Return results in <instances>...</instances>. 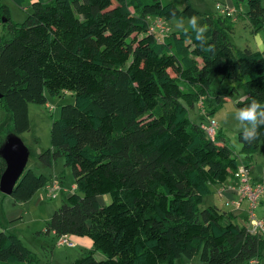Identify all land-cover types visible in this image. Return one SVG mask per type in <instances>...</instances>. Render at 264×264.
Segmentation results:
<instances>
[{
	"label": "trees",
	"instance_id": "obj_1",
	"mask_svg": "<svg viewBox=\"0 0 264 264\" xmlns=\"http://www.w3.org/2000/svg\"><path fill=\"white\" fill-rule=\"evenodd\" d=\"M231 1L235 9L237 0ZM181 2L30 0L18 23L0 2V18L11 32L0 38V107L8 112L0 143L29 129V102L45 103L47 93L73 95L51 122V146L37 154L47 166L61 156L73 176L72 192L43 230L54 238L91 239L72 264H175L194 256L199 264H238L262 258L263 234L250 232L231 212L203 204L212 186L233 176L240 163L220 129L211 138L202 127L207 120L191 121L187 105L202 100L211 117L204 98L220 102L234 88H225L228 95L214 89L216 77L242 86L245 97L236 107L253 98L264 101V38L262 49L233 47L227 31L235 18L220 12L202 15L204 43L191 26L169 27L158 40L148 30L150 19L201 14L189 0ZM246 3L253 30L264 28L261 1ZM241 131L240 151L249 166L264 128L250 142ZM4 168L0 156V175ZM53 178L63 191L58 177L25 166L9 195L26 201ZM102 195L109 202L100 203ZM96 251L103 257L96 258ZM19 261L38 264L18 235L0 229V264Z\"/></svg>",
	"mask_w": 264,
	"mask_h": 264
},
{
	"label": "rangeland",
	"instance_id": "obj_2",
	"mask_svg": "<svg viewBox=\"0 0 264 264\" xmlns=\"http://www.w3.org/2000/svg\"><path fill=\"white\" fill-rule=\"evenodd\" d=\"M30 0H26L23 5H17L12 0H1L8 6L10 11L11 21L14 23L21 22L30 10ZM181 4L182 0H175ZM227 0H189L190 4L198 10L201 14L195 18L198 20V25L201 26V18L204 13L208 14H220L216 3L226 4ZM264 6V0H260ZM232 1L231 5L232 6ZM235 9H233V18L230 29L227 31L230 37V43L235 48L249 47L250 49H261L264 38V28L253 30V22L247 17V3L246 0H237ZM183 25L185 28L191 26L190 19H184ZM4 22V21H3ZM0 18V38L11 37V32L6 25H3ZM168 28L176 30L178 24L181 21L171 18L165 21ZM169 28V29H170ZM234 85L232 93L227 94L225 88ZM214 89H220L228 96L223 97L220 102L216 101L213 96H206L204 98L205 105H210L213 108L211 117H213L218 125L217 129L225 139L226 143L232 149L236 159L240 164H243L245 159L244 154L240 151V142L238 140V132L241 129L239 123L231 118L226 119V115L234 113L239 108L236 107L235 101L241 99L244 95V89L235 80L221 81L219 77H216L212 83ZM73 95L69 91H65L61 94H46L45 103H28V118L29 129L18 134V137L26 145L29 155L26 162V168H30L34 173H43L47 177H58L64 191H60L54 198L46 197L44 188L38 189L34 195L26 201H14L9 194L0 196V229H6L17 234L23 243L32 250L34 256L37 259L38 264H72L73 260L81 255V253L88 247L84 244H75L73 246L56 245L53 235L43 232L45 221H47L54 209H56L65 198L67 193L72 192L71 187L74 184L73 176L69 167L64 166L63 158L57 157L50 166L44 165L37 158L39 151L49 148L50 143V126L54 118L59 116L60 106L65 103H72ZM188 117L193 122L204 123L207 120L206 114L203 113V107L199 105V100L193 102L192 106L187 105ZM202 108V109H201ZM8 112L0 107V136L3 134L6 128ZM249 164V172L251 170V176L255 180L264 182V137L259 143L258 149L253 152L247 161ZM261 166V172L257 170V167ZM214 186H212L211 193H208L203 198V204L207 205V201L214 195ZM39 200V201H38ZM100 203L109 202V197L102 195L99 197ZM23 208V217L16 219V223L11 224L6 219V215L10 211L17 207ZM255 216L257 218H264V196L263 201L254 209ZM245 218V215H243ZM243 218V219H244ZM82 237L92 244L91 239L88 236L71 235ZM74 242V241H73ZM96 258H102L103 255L99 252H95ZM4 263V262H2ZM199 264L198 256L192 258L180 257L177 258L175 264ZM13 264H24L19 261Z\"/></svg>",
	"mask_w": 264,
	"mask_h": 264
},
{
	"label": "built area",
	"instance_id": "obj_3",
	"mask_svg": "<svg viewBox=\"0 0 264 264\" xmlns=\"http://www.w3.org/2000/svg\"><path fill=\"white\" fill-rule=\"evenodd\" d=\"M219 12L224 14H232L233 7L226 4L216 3ZM148 30L155 34L158 40H162V38L167 34L169 28L164 18L160 16H155L153 19H150L148 23ZM202 100L199 101V105L202 106ZM217 121L213 117H208L207 122L202 125L205 132L213 138L215 131L217 129ZM249 168L245 164H240L236 171L233 173V177L237 178L239 181L238 186V200L235 202L236 206L239 205V202L243 199L247 202V217L248 222L245 224L246 227L252 233H261L264 235V219L257 218L255 216L254 209L259 203L261 196L264 194V182L252 180L250 177ZM45 195L49 198H54L58 195L59 191V181L57 178L51 179L44 185ZM56 245H66L73 246L74 242L68 237V235L63 234L56 237L55 240ZM250 263H257L256 258H251L248 260Z\"/></svg>",
	"mask_w": 264,
	"mask_h": 264
},
{
	"label": "crops",
	"instance_id": "obj_4",
	"mask_svg": "<svg viewBox=\"0 0 264 264\" xmlns=\"http://www.w3.org/2000/svg\"><path fill=\"white\" fill-rule=\"evenodd\" d=\"M225 3L226 5H231V0H227ZM243 95H244L243 97H245V94ZM250 177L252 180H255L254 178H252L251 174H250ZM213 186H214V189H213L214 195H212L211 198L207 201V204H215L220 209L231 212L234 215L235 220L237 222H239L242 225H245L248 222L247 202L245 199H243L239 202L238 206H236L235 204V202L238 200V197H239L238 196L239 181L237 180V178L230 176L225 181L214 184ZM211 191H212V188H211ZM263 196L260 198L258 205L263 201ZM258 205L256 207H258ZM22 213H23V208L18 206L17 208L12 209L10 213L6 215V219L9 222H11V224L16 223V219L23 217ZM243 215H245V218L243 217ZM68 236L71 239V235H68ZM73 241L75 244H81V245L84 244V246L85 245L88 246L87 248H90L92 246V244L91 245L89 244L88 240L82 237L73 236ZM257 261L258 262L255 264H264V249L262 251V258ZM238 264H253V263H250L249 261H243Z\"/></svg>",
	"mask_w": 264,
	"mask_h": 264
},
{
	"label": "clouds",
	"instance_id": "obj_5",
	"mask_svg": "<svg viewBox=\"0 0 264 264\" xmlns=\"http://www.w3.org/2000/svg\"><path fill=\"white\" fill-rule=\"evenodd\" d=\"M192 29L195 33V39L204 43L206 40L205 32L207 29L203 26L198 25L197 18L193 17L190 19ZM183 21L177 25L181 27ZM231 118L237 121L242 129L241 139L250 142L258 138L259 130L264 128V101L253 98L243 107H240L234 113L226 115V119Z\"/></svg>",
	"mask_w": 264,
	"mask_h": 264
},
{
	"label": "water",
	"instance_id": "obj_6",
	"mask_svg": "<svg viewBox=\"0 0 264 264\" xmlns=\"http://www.w3.org/2000/svg\"><path fill=\"white\" fill-rule=\"evenodd\" d=\"M29 151L14 133L7 134L0 143V156L5 162V168L0 175V192L10 194L13 186L23 172ZM261 172V166L257 167Z\"/></svg>",
	"mask_w": 264,
	"mask_h": 264
}]
</instances>
